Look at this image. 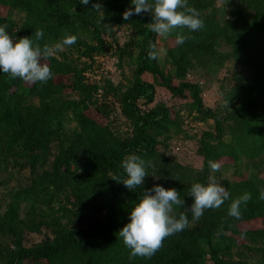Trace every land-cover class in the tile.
Wrapping results in <instances>:
<instances>
[{"label":"trees","instance_id":"trees-1","mask_svg":"<svg viewBox=\"0 0 264 264\" xmlns=\"http://www.w3.org/2000/svg\"><path fill=\"white\" fill-rule=\"evenodd\" d=\"M213 1L188 0L200 12L204 28L195 32L178 28L169 35L176 42L166 49L164 62L171 67L167 71L159 60L147 56L149 42L157 45L158 37L148 28L151 15L123 19L124 11L133 7L131 0H90L88 6L80 0H0L5 10L0 26L7 24L13 39L29 36L42 47L66 34L77 36L76 43L67 46L75 57L42 60L53 74L46 84L25 85L0 71L1 264H205L208 259L212 264H264V200L259 199L264 187L251 176L223 180L230 198L219 208L206 209L199 220L189 209V189L193 183H207L209 160L235 163L264 154V0H234L230 19L222 21L206 10ZM92 3H100L102 9H92ZM7 10L23 12V19L14 20ZM123 23H129L134 33L120 47L135 63L131 84L119 88L108 79L103 85L87 82L84 73L90 66L82 57L93 60L107 47L103 34L110 35L114 25ZM37 29L43 31L39 41ZM178 35L185 37L184 43L177 42ZM219 40L230 50L220 51ZM228 58L253 74H237L230 86L222 88L220 112L203 103L198 83L182 79L189 68L208 63L210 68ZM174 78L180 81L175 83ZM156 85L173 96L188 97L189 112L198 119H212L213 128L199 137L200 169L179 162L163 148L172 134L181 131L178 110L165 104L142 110L140 101L151 103ZM68 91L74 95L65 97ZM109 93L129 123L127 135L107 118ZM68 116L76 123L74 129L65 128ZM130 154L146 162L148 174L133 191L111 178L126 176L121 164ZM25 168L26 180H18L15 171ZM155 184L180 193L185 204L175 210L183 212L189 224L166 237L150 259H129L130 249L118 232L129 222L141 194ZM245 193L251 199L246 207L241 205V218L236 219L228 214L230 203ZM24 206L25 216L20 217ZM255 220L260 227H240ZM22 226L33 232L47 228L52 236L25 245Z\"/></svg>","mask_w":264,"mask_h":264},{"label":"clouds","instance_id":"clouds-1","mask_svg":"<svg viewBox=\"0 0 264 264\" xmlns=\"http://www.w3.org/2000/svg\"><path fill=\"white\" fill-rule=\"evenodd\" d=\"M88 6L90 0H80ZM133 7L123 13V19L128 21L134 15L150 14L151 22L148 28L158 36H168L178 28H187L195 32L204 28V21L200 12L189 6L188 0H131ZM91 8L100 11V3H92ZM103 16L101 17V21ZM8 25L0 26V71L9 74L10 78H19L25 82H40L46 84L52 78V71L47 63H42L55 56L66 46L76 43L77 36L66 34L62 40L55 43H45L41 47L29 36L13 39L6 31ZM36 41L43 37V31L37 29L34 33ZM177 42L182 44L185 37L177 36ZM166 49L159 48L155 43L149 42L148 59L158 60ZM145 161L136 154L123 158L122 168L126 176H111L115 181L133 191L143 185L148 175ZM150 163V162H149ZM211 172L220 170L221 163L208 161ZM188 194L192 197L189 207L194 220H199L206 209L219 208L225 200L230 198L228 190L210 175L207 183H193ZM251 199L249 193L232 200L228 214L236 219L241 218V205L247 206ZM259 199L264 200V188L259 191ZM185 204L180 198V193L175 188H165L160 184L153 185L149 191L141 194L139 202L131 208L129 222L118 232L124 245L130 249L129 259L142 257L150 259L162 247L166 237L183 231L189 224L187 216L176 208Z\"/></svg>","mask_w":264,"mask_h":264},{"label":"rangeland","instance_id":"rangeland-1","mask_svg":"<svg viewBox=\"0 0 264 264\" xmlns=\"http://www.w3.org/2000/svg\"><path fill=\"white\" fill-rule=\"evenodd\" d=\"M234 0H214L212 5L206 10L215 12L216 18L220 21L230 19L231 8L233 6ZM0 13H5L4 9L0 8ZM6 14L20 22L23 19L24 13L20 11H6ZM133 28L129 23H123L121 25H114L111 34H103V39L107 43L106 49L100 53H95L93 55V60L88 57H82V60L87 61L90 68L84 73V80L89 83H97L103 85V82L108 79L114 85L119 88H125L131 84L133 68L135 66L133 58L127 54V51L120 50L126 42L133 38ZM176 39H172L171 36H158L157 37V47L167 49L169 46L175 44ZM218 49L220 51L226 52L230 50V46L224 41L219 40ZM135 54V49L133 51ZM166 54V53H165ZM165 54H162L159 62L161 65H165V70H171L170 64L165 63ZM76 53L69 50L66 46L62 51L58 52L55 56L61 58L66 56L67 58L75 57ZM81 60V61H82ZM47 63V62H43ZM209 64V63H208ZM208 64L204 66H199L195 68H189L183 81L198 83L202 88V99L203 103L212 108H216L217 111L221 112V90L225 86H230L235 79V75H245L251 77L253 71L245 66L237 64L234 60L228 58L219 65H212L208 68ZM180 80L174 78V82L178 83ZM31 82H25V85H29ZM102 87L98 89L97 96L99 98L102 96ZM73 92L68 91L65 97H72ZM108 102V120L112 124V127L117 129L121 135H127L129 130V123L126 117L120 112L119 105L116 99L111 93L107 94ZM188 102L190 99L173 96L166 88L156 85V95L151 103L143 104L140 101L142 110L154 106L156 104H165L170 109L176 111L178 110L180 114V127L181 131L176 134H172V137L168 141L165 148L166 154L175 157L179 162L191 166L195 169H200L202 165V156L198 154L197 147L199 145V137L202 131L209 128H213L212 119H198L194 112H189ZM224 114V111H222ZM105 120V119H104ZM76 127V123L73 121L71 116L65 119L66 130H71ZM264 154L257 157L254 160H247L243 158L240 162L230 163L227 159H220L217 162L221 163V168L219 171L213 173L210 170V175L215 176L217 181L222 185L223 180L227 179L229 181H234L241 179L242 177L251 176L255 183L264 187ZM257 164V165H256ZM19 173V174H17ZM18 180H26L28 175L27 168L18 172L15 171ZM14 175V178H16ZM209 175V176H210ZM16 178V179H17ZM24 183V182H22ZM13 184V183H11ZM2 190V188H0ZM0 190V196L2 191ZM26 207H22L20 217L25 216ZM261 222L258 220L250 222L240 223L241 228H256L260 227ZM25 234V245H32L40 242L45 236H52L49 229L41 228L39 232L28 231L26 227L22 226ZM4 240H8L5 236ZM2 263L0 259V264ZM33 264H45L42 262H37ZM205 264H212L211 260L205 261Z\"/></svg>","mask_w":264,"mask_h":264}]
</instances>
